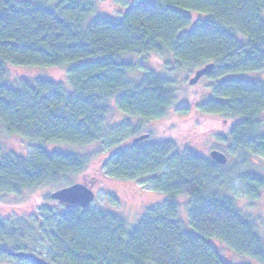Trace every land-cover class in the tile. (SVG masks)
I'll use <instances>...</instances> for the list:
<instances>
[{
  "label": "trees",
  "instance_id": "obj_1",
  "mask_svg": "<svg viewBox=\"0 0 264 264\" xmlns=\"http://www.w3.org/2000/svg\"><path fill=\"white\" fill-rule=\"evenodd\" d=\"M113 4L120 19L93 17L99 0H0V132L40 145L27 158L0 152V195L57 185L86 171L88 158L44 146L101 143L112 150L104 165L109 178H147L151 189L168 199L133 229L113 214L62 203L65 212L45 208L34 222L12 225L0 219V264H36L19 255H32L26 235L48 245L50 252L41 259L46 264H230L213 239L264 264L256 225L222 193L230 183L223 165L191 150L181 153L173 141L126 145L141 136L142 127L108 124L111 101L122 113L146 121L167 116L175 103V81L156 74L146 57L169 53L175 62L167 67L170 72L196 73L215 65L205 76L211 93L199 112L235 121L225 141L242 167L251 157L264 158V83L238 76L264 71V0ZM195 14L202 18L195 20ZM126 55L143 60L125 61ZM66 64H76L68 72L71 90L48 80L8 81L10 67ZM139 73L142 80L134 84L132 76ZM237 180L249 198L260 199L264 179L242 172ZM181 197L189 199L190 229L180 221Z\"/></svg>",
  "mask_w": 264,
  "mask_h": 264
},
{
  "label": "rangeland",
  "instance_id": "obj_2",
  "mask_svg": "<svg viewBox=\"0 0 264 264\" xmlns=\"http://www.w3.org/2000/svg\"><path fill=\"white\" fill-rule=\"evenodd\" d=\"M97 16L120 19L121 11L114 6L113 0H99L98 10L93 17ZM198 18L202 17L195 14L194 19L197 20ZM123 60L137 63L142 61L143 57L126 55ZM146 60L148 67L156 74L169 77L175 81L176 94L173 107L170 108L166 117L155 121H146L122 113L115 106V102L111 101L108 124L113 126L130 122L133 125H140L142 127L140 135H149V138L142 143L173 141L176 143L179 152L191 150L207 160H212L211 152L213 151L226 155L228 162L223 165L222 171L225 176L229 177L230 183L229 187L222 190V193L233 200L235 207L246 220L256 225L257 232L264 243V190L260 199L253 200L244 193L241 183L237 180L242 172H248L264 179V158L251 157L246 166L242 167L240 159L229 153V140L225 141L228 139L229 130L235 121L199 112L198 105L207 100L211 93L210 85L212 82L207 77H203L197 84L191 85L189 81L195 76V71L186 69L175 72L168 71L167 67L175 65L174 59L169 53H165L163 56L152 54L147 56ZM75 65L66 64L53 68L10 67L8 81L10 84H14L26 80L31 83L38 80H48L63 83L71 90L68 83V72ZM238 76L250 81L264 83V71ZM142 77V74H136L132 76L131 81L138 84ZM133 140V138L130 139L126 145H130ZM39 146L17 135L9 134L3 129L0 132V152L2 154H15L27 158ZM44 147L50 152L84 156L89 159V165L83 174L73 179L72 177L62 179L57 185L42 186L25 191L20 195L1 194V220L8 221L12 225L21 223L24 219L34 222L33 219L39 217L45 208H55L58 213H63L66 208L61 203L52 200L50 196L56 191L76 183L85 184L96 194L95 201L91 206L93 210L121 217L128 223L130 229L138 225L148 210L162 206L168 199L165 194L153 191L147 178L136 182L109 178L106 175L104 165L112 150H106L101 143L86 147L65 144H50ZM66 180L67 183H65ZM179 201L181 204L180 221L184 222L190 229L189 199L181 197ZM26 237L25 244L31 248L28 253L45 260L50 252L48 245L39 239L28 240V235ZM209 241L221 250L223 257L230 264H259L249 257L222 248L220 242L215 239Z\"/></svg>",
  "mask_w": 264,
  "mask_h": 264
},
{
  "label": "water",
  "instance_id": "obj_3",
  "mask_svg": "<svg viewBox=\"0 0 264 264\" xmlns=\"http://www.w3.org/2000/svg\"><path fill=\"white\" fill-rule=\"evenodd\" d=\"M214 68H215L214 64H209L203 67L202 69L196 71L195 76L189 81V83L191 85L197 84L203 77L210 74ZM148 138L149 135H144V136L142 135L135 138L133 142L135 144H138ZM211 159L212 161H214L219 165H225L228 162L227 156L218 151L211 152ZM50 197L52 200L65 205L76 206L83 209H87L93 205L96 198V194L90 187L86 186L85 184L76 183L72 186L56 191ZM19 255L34 261L36 264H46L44 261H42L41 259H39L34 255H28V254H19Z\"/></svg>",
  "mask_w": 264,
  "mask_h": 264
}]
</instances>
